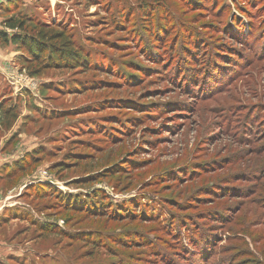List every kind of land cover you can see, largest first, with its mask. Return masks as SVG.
Segmentation results:
<instances>
[{
  "label": "rangeland",
  "instance_id": "obj_1",
  "mask_svg": "<svg viewBox=\"0 0 264 264\" xmlns=\"http://www.w3.org/2000/svg\"><path fill=\"white\" fill-rule=\"evenodd\" d=\"M0 1V264H264V0Z\"/></svg>",
  "mask_w": 264,
  "mask_h": 264
},
{
  "label": "trees",
  "instance_id": "obj_2",
  "mask_svg": "<svg viewBox=\"0 0 264 264\" xmlns=\"http://www.w3.org/2000/svg\"><path fill=\"white\" fill-rule=\"evenodd\" d=\"M30 22L29 18L25 16L7 18L2 24L4 28L16 30L26 35L21 36L18 33L9 35L5 31H0V44L18 45L28 53L33 62L47 61L48 67L51 66L60 70L81 69L89 65L87 55L75 44L69 31L63 25L37 23L31 30ZM93 67L96 66L93 65ZM8 112L9 110L6 113Z\"/></svg>",
  "mask_w": 264,
  "mask_h": 264
},
{
  "label": "crops",
  "instance_id": "obj_3",
  "mask_svg": "<svg viewBox=\"0 0 264 264\" xmlns=\"http://www.w3.org/2000/svg\"><path fill=\"white\" fill-rule=\"evenodd\" d=\"M1 2V1H0ZM0 21H1V19H0ZM10 56H12V55H10L8 52H4L1 48H0V62H2V60L3 61H5L6 62V59H8V58H11Z\"/></svg>",
  "mask_w": 264,
  "mask_h": 264
}]
</instances>
